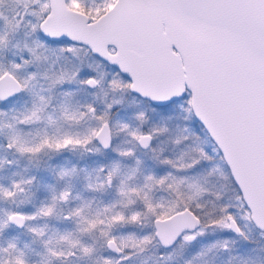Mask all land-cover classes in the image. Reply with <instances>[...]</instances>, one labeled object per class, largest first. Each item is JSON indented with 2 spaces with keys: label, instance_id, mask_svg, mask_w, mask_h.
Returning <instances> with one entry per match:
<instances>
[{
  "label": "snow or ice",
  "instance_id": "snow-or-ice-1",
  "mask_svg": "<svg viewBox=\"0 0 264 264\" xmlns=\"http://www.w3.org/2000/svg\"><path fill=\"white\" fill-rule=\"evenodd\" d=\"M0 264H264V0H0Z\"/></svg>",
  "mask_w": 264,
  "mask_h": 264
}]
</instances>
